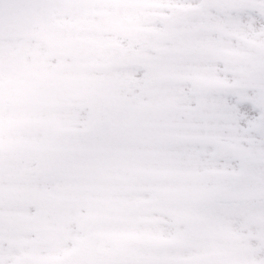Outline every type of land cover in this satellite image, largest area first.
Here are the masks:
<instances>
[{
    "label": "snow or ice",
    "instance_id": "snow-or-ice-1",
    "mask_svg": "<svg viewBox=\"0 0 264 264\" xmlns=\"http://www.w3.org/2000/svg\"><path fill=\"white\" fill-rule=\"evenodd\" d=\"M39 2L123 103L57 126L0 71V264H264V0Z\"/></svg>",
    "mask_w": 264,
    "mask_h": 264
},
{
    "label": "rangeland",
    "instance_id": "rangeland-1",
    "mask_svg": "<svg viewBox=\"0 0 264 264\" xmlns=\"http://www.w3.org/2000/svg\"><path fill=\"white\" fill-rule=\"evenodd\" d=\"M58 10L39 0H0V71L14 82L19 70H30L27 79L41 97L36 109L45 122L63 126L89 116L109 118L123 103L119 91L81 78L63 53L65 45L44 37L46 19ZM42 47L55 57L47 78L31 70ZM9 105L6 95V110Z\"/></svg>",
    "mask_w": 264,
    "mask_h": 264
},
{
    "label": "water",
    "instance_id": "water-1",
    "mask_svg": "<svg viewBox=\"0 0 264 264\" xmlns=\"http://www.w3.org/2000/svg\"><path fill=\"white\" fill-rule=\"evenodd\" d=\"M105 120H106V119H105ZM98 121H101V122H102V121H104V120H98Z\"/></svg>",
    "mask_w": 264,
    "mask_h": 264
}]
</instances>
